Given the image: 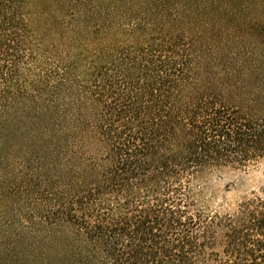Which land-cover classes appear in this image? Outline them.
Masks as SVG:
<instances>
[{
	"label": "trees",
	"instance_id": "trees-1",
	"mask_svg": "<svg viewBox=\"0 0 264 264\" xmlns=\"http://www.w3.org/2000/svg\"><path fill=\"white\" fill-rule=\"evenodd\" d=\"M264 0H0V264H264Z\"/></svg>",
	"mask_w": 264,
	"mask_h": 264
},
{
	"label": "rangeland",
	"instance_id": "rangeland-1",
	"mask_svg": "<svg viewBox=\"0 0 264 264\" xmlns=\"http://www.w3.org/2000/svg\"><path fill=\"white\" fill-rule=\"evenodd\" d=\"M215 208L234 207L245 196L264 197V161L246 171H231L214 176L211 181Z\"/></svg>",
	"mask_w": 264,
	"mask_h": 264
}]
</instances>
